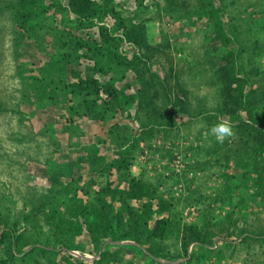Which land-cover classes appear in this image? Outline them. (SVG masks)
Segmentation results:
<instances>
[{
	"label": "rangeland",
	"instance_id": "374dc122",
	"mask_svg": "<svg viewBox=\"0 0 264 264\" xmlns=\"http://www.w3.org/2000/svg\"><path fill=\"white\" fill-rule=\"evenodd\" d=\"M90 1L0 0V264H264V0Z\"/></svg>",
	"mask_w": 264,
	"mask_h": 264
},
{
	"label": "trees",
	"instance_id": "16d2710c",
	"mask_svg": "<svg viewBox=\"0 0 264 264\" xmlns=\"http://www.w3.org/2000/svg\"><path fill=\"white\" fill-rule=\"evenodd\" d=\"M70 1V11L73 15H75L76 17L80 18V19H89L92 16V5H91V1L90 0H69ZM242 126H248L250 128H254L253 125H249L247 123H242ZM262 141H264V136H262ZM107 210V217H105L106 219H108V208L105 209ZM103 218L104 217H100L98 218V221L95 220L96 222V227L98 230L102 229V225H103Z\"/></svg>",
	"mask_w": 264,
	"mask_h": 264
},
{
	"label": "built area",
	"instance_id": "2783aa9c",
	"mask_svg": "<svg viewBox=\"0 0 264 264\" xmlns=\"http://www.w3.org/2000/svg\"><path fill=\"white\" fill-rule=\"evenodd\" d=\"M215 241H213V245L212 246H208L207 248L208 249H214L216 247V244L214 243ZM123 244H126V245H135L137 246L136 244H134L133 242H122ZM198 249V246L196 243H192L188 246V249H187V255L188 256H191L193 254V252L197 251ZM151 260H156L155 257L149 253H146L145 251H143ZM73 254H75L76 257H78L81 262L83 264H93L94 262H97L99 260V256H100V253L97 252V253H80V252H74ZM160 264H165L167 263V261L165 260H160L159 261Z\"/></svg>",
	"mask_w": 264,
	"mask_h": 264
},
{
	"label": "clouds",
	"instance_id": "9594fccd",
	"mask_svg": "<svg viewBox=\"0 0 264 264\" xmlns=\"http://www.w3.org/2000/svg\"><path fill=\"white\" fill-rule=\"evenodd\" d=\"M211 133L215 136L217 142L223 144L224 141L234 135L232 126L227 121H221L211 128Z\"/></svg>",
	"mask_w": 264,
	"mask_h": 264
},
{
	"label": "crops",
	"instance_id": "0c3cea01",
	"mask_svg": "<svg viewBox=\"0 0 264 264\" xmlns=\"http://www.w3.org/2000/svg\"><path fill=\"white\" fill-rule=\"evenodd\" d=\"M132 245V244H131ZM63 251V250H62ZM65 251V250H64ZM69 252V251H68Z\"/></svg>",
	"mask_w": 264,
	"mask_h": 264
}]
</instances>
